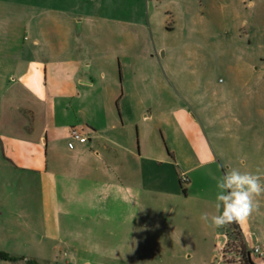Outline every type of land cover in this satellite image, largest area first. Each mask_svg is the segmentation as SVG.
I'll return each instance as SVG.
<instances>
[{
  "label": "rangeland",
  "instance_id": "1",
  "mask_svg": "<svg viewBox=\"0 0 264 264\" xmlns=\"http://www.w3.org/2000/svg\"><path fill=\"white\" fill-rule=\"evenodd\" d=\"M230 167L264 171V0H0V264H264V195L200 219ZM43 173L138 191L118 254L51 216Z\"/></svg>",
  "mask_w": 264,
  "mask_h": 264
},
{
  "label": "crops",
  "instance_id": "2",
  "mask_svg": "<svg viewBox=\"0 0 264 264\" xmlns=\"http://www.w3.org/2000/svg\"><path fill=\"white\" fill-rule=\"evenodd\" d=\"M96 141L95 138H88L91 147ZM85 144L78 143L70 149L79 157L87 150ZM97 154L100 155L99 152ZM42 179L48 211L58 221L65 217L66 223H69L68 233H79L85 241L88 238L98 240L104 253L118 254V245H108L101 231L109 224L118 226L120 218L132 213L134 202L139 197L135 188L114 182L91 181L78 174L62 176L43 173Z\"/></svg>",
  "mask_w": 264,
  "mask_h": 264
},
{
  "label": "clouds",
  "instance_id": "3",
  "mask_svg": "<svg viewBox=\"0 0 264 264\" xmlns=\"http://www.w3.org/2000/svg\"><path fill=\"white\" fill-rule=\"evenodd\" d=\"M216 180L215 214L202 213L200 219L210 227L222 228L245 222L260 207L264 195V171H242L230 167Z\"/></svg>",
  "mask_w": 264,
  "mask_h": 264
},
{
  "label": "built area",
  "instance_id": "4",
  "mask_svg": "<svg viewBox=\"0 0 264 264\" xmlns=\"http://www.w3.org/2000/svg\"><path fill=\"white\" fill-rule=\"evenodd\" d=\"M71 136H72V140L73 142H77L80 144H85L88 142V138L82 134L79 130H77L76 128H73L71 131ZM71 142L70 143V148H74V143ZM184 182H188L189 180L187 178H185L184 180H182ZM255 253L260 254L261 253V248L260 247H256L255 248Z\"/></svg>",
  "mask_w": 264,
  "mask_h": 264
},
{
  "label": "flooded vegetation",
  "instance_id": "5",
  "mask_svg": "<svg viewBox=\"0 0 264 264\" xmlns=\"http://www.w3.org/2000/svg\"><path fill=\"white\" fill-rule=\"evenodd\" d=\"M238 255H240L243 261V264H251V261L254 264L256 263L255 261L256 256H254L251 251H248L247 248H244V247L239 248ZM258 257L259 259L261 258V256H258Z\"/></svg>",
  "mask_w": 264,
  "mask_h": 264
},
{
  "label": "trees",
  "instance_id": "6",
  "mask_svg": "<svg viewBox=\"0 0 264 264\" xmlns=\"http://www.w3.org/2000/svg\"><path fill=\"white\" fill-rule=\"evenodd\" d=\"M234 227L237 229V225L236 223H233ZM251 264H254L252 261H251Z\"/></svg>",
  "mask_w": 264,
  "mask_h": 264
}]
</instances>
